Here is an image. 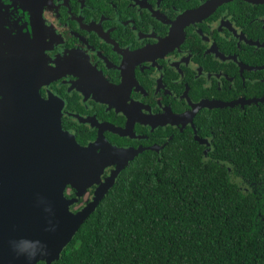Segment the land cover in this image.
Instances as JSON below:
<instances>
[{"label":"flooded vegetation","instance_id":"flooded-vegetation-1","mask_svg":"<svg viewBox=\"0 0 264 264\" xmlns=\"http://www.w3.org/2000/svg\"><path fill=\"white\" fill-rule=\"evenodd\" d=\"M263 97L264 0H0V258L38 235L36 181L60 175L65 134L141 150L127 166L196 133L207 156L199 124L221 108L200 105Z\"/></svg>","mask_w":264,"mask_h":264},{"label":"trees","instance_id":"trees-1","mask_svg":"<svg viewBox=\"0 0 264 264\" xmlns=\"http://www.w3.org/2000/svg\"><path fill=\"white\" fill-rule=\"evenodd\" d=\"M199 128L207 156L194 141L139 156L53 264H264V104Z\"/></svg>","mask_w":264,"mask_h":264},{"label":"water","instance_id":"water-1","mask_svg":"<svg viewBox=\"0 0 264 264\" xmlns=\"http://www.w3.org/2000/svg\"><path fill=\"white\" fill-rule=\"evenodd\" d=\"M258 101L264 102V97L252 102ZM238 103L204 102L200 106L222 109L232 108ZM55 133L57 135V130ZM195 139L201 145L208 144L207 140L201 139L197 133ZM65 143L66 147L61 146L60 158L55 162V169L59 170L60 175L45 180V186L48 184L46 189L42 180L36 181L38 194L35 196L31 210L34 216L37 215L38 235L23 237L25 239L14 242L12 249L16 251L13 259L6 260L7 256H4V259L0 258V264H38L39 262L53 264L59 260L80 227L97 210L114 187L129 160H133L141 153V150L128 151L116 148L105 141L82 147L72 135L67 134H65ZM58 148L56 143L55 149ZM112 166L114 167L112 172L102 179L105 170ZM68 184L77 190V197L71 200H67L64 196ZM93 185L97 187L89 202L88 188ZM81 197L88 202L87 205L76 212L71 211L70 206ZM83 204L84 202L80 205Z\"/></svg>","mask_w":264,"mask_h":264}]
</instances>
